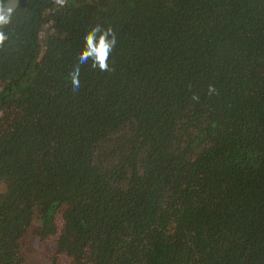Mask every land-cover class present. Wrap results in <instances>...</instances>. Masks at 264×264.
Segmentation results:
<instances>
[{"label":"trees","instance_id":"trees-1","mask_svg":"<svg viewBox=\"0 0 264 264\" xmlns=\"http://www.w3.org/2000/svg\"><path fill=\"white\" fill-rule=\"evenodd\" d=\"M97 23L113 70L73 92ZM0 30V264H264V0H20Z\"/></svg>","mask_w":264,"mask_h":264},{"label":"clouds","instance_id":"clouds-1","mask_svg":"<svg viewBox=\"0 0 264 264\" xmlns=\"http://www.w3.org/2000/svg\"><path fill=\"white\" fill-rule=\"evenodd\" d=\"M54 4L63 8L67 4V0H53ZM11 13V9H8ZM10 22V15L4 12L3 0H0V28ZM8 39L5 32L0 30V46ZM117 44V36L113 29L104 27L102 24H95L90 29H86L83 33V46L78 52V62L72 65L71 71L68 73L71 89L73 92H78L81 88L80 71L81 65L88 64L91 61L90 67L98 69L101 72L112 71L109 65V58L113 53ZM213 89L210 87L209 91ZM195 98V97H194Z\"/></svg>","mask_w":264,"mask_h":264},{"label":"rangeland","instance_id":"rangeland-1","mask_svg":"<svg viewBox=\"0 0 264 264\" xmlns=\"http://www.w3.org/2000/svg\"><path fill=\"white\" fill-rule=\"evenodd\" d=\"M0 190H1V185H0ZM62 220H61V214L60 212L57 213L56 215V225L58 229L62 227L61 225ZM57 234L52 235V237L44 240V241H39L33 237L29 238L27 235L24 236L23 242L27 239V245L30 246V249H26L25 247V254L26 256L33 257L35 258V261L37 263H43L47 262L48 256L51 255L53 251V246L54 242L56 240ZM67 258L65 257L64 254H61L58 256V260L60 261V264H63ZM67 262V260H66Z\"/></svg>","mask_w":264,"mask_h":264},{"label":"water","instance_id":"water-1","mask_svg":"<svg viewBox=\"0 0 264 264\" xmlns=\"http://www.w3.org/2000/svg\"><path fill=\"white\" fill-rule=\"evenodd\" d=\"M20 0H6L4 3V12L6 15H11L12 12L15 10L17 7L18 3ZM11 9V13H8V9Z\"/></svg>","mask_w":264,"mask_h":264}]
</instances>
